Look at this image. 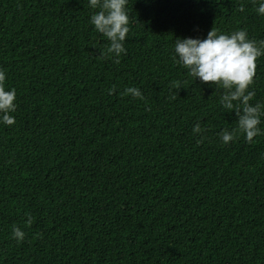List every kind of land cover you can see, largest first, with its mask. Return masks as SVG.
Masks as SVG:
<instances>
[{"label": "trees", "instance_id": "16d2710c", "mask_svg": "<svg viewBox=\"0 0 264 264\" xmlns=\"http://www.w3.org/2000/svg\"><path fill=\"white\" fill-rule=\"evenodd\" d=\"M126 8L115 58L88 0H0V70L16 91L15 122L0 125V264H264V116L252 141L223 144L235 110L173 61L177 36L260 40L264 16L255 0ZM249 90L264 104V55Z\"/></svg>", "mask_w": 264, "mask_h": 264}, {"label": "clouds", "instance_id": "9594fccd", "mask_svg": "<svg viewBox=\"0 0 264 264\" xmlns=\"http://www.w3.org/2000/svg\"><path fill=\"white\" fill-rule=\"evenodd\" d=\"M126 5L127 0H88V6L93 10L88 22L95 32L107 39L106 51L115 58L125 51L124 41L129 32ZM255 11L264 16V0H255ZM261 55H264V39L249 38L245 29L221 32L212 27L203 38L177 36L174 40L173 61L185 68L194 80L211 82L222 89L220 105L235 110L236 128L219 132L223 144L232 141L237 131L243 133L246 141H252L261 133L259 125L264 116V104L260 101L250 103L255 93L249 90ZM5 79L4 71L0 70V125L10 126L15 122L16 91L5 86ZM112 91V88L108 89L109 94ZM124 93L143 99L140 89L134 86L126 87ZM193 131H200L199 124L194 125ZM26 216L24 223L27 226L32 223V218ZM10 235L20 242L25 233L13 225Z\"/></svg>", "mask_w": 264, "mask_h": 264}]
</instances>
